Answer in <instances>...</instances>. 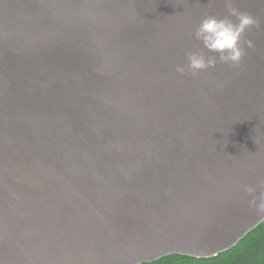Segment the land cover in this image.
<instances>
[{"label": "water", "instance_id": "1", "mask_svg": "<svg viewBox=\"0 0 264 264\" xmlns=\"http://www.w3.org/2000/svg\"><path fill=\"white\" fill-rule=\"evenodd\" d=\"M234 6L242 67L192 77L223 0H0V264L207 258L264 221V0Z\"/></svg>", "mask_w": 264, "mask_h": 264}, {"label": "clouds", "instance_id": "2", "mask_svg": "<svg viewBox=\"0 0 264 264\" xmlns=\"http://www.w3.org/2000/svg\"><path fill=\"white\" fill-rule=\"evenodd\" d=\"M227 15L204 16L195 27L192 35L202 45V51H190L185 54L186 64L177 65L176 72L197 77L200 73L214 68L217 63L232 68H241L247 49L252 48L253 42L246 38V33L252 28H260V21L248 12L234 6V0H223ZM205 51L213 55H206ZM245 191L253 195L256 189L248 186ZM259 202L253 196L250 206H255L264 213V191L260 192Z\"/></svg>", "mask_w": 264, "mask_h": 264}, {"label": "trees", "instance_id": "3", "mask_svg": "<svg viewBox=\"0 0 264 264\" xmlns=\"http://www.w3.org/2000/svg\"><path fill=\"white\" fill-rule=\"evenodd\" d=\"M141 264H264V221L236 245L216 256L198 258L171 254L156 261Z\"/></svg>", "mask_w": 264, "mask_h": 264}]
</instances>
